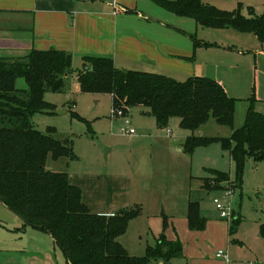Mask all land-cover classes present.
Wrapping results in <instances>:
<instances>
[{
	"label": "rangeland",
	"instance_id": "1",
	"mask_svg": "<svg viewBox=\"0 0 264 264\" xmlns=\"http://www.w3.org/2000/svg\"><path fill=\"white\" fill-rule=\"evenodd\" d=\"M210 4L225 11L239 9L245 16L249 9L257 15L264 13V0H210ZM137 5L136 13L127 15L132 29L138 19L140 24L154 27L165 41L181 47L197 75L219 82L234 99L233 129L244 123L250 106L255 111L264 106V48L254 34L201 27L192 18L176 15L154 0H137ZM81 67L82 58L72 56L71 71L62 90H46L43 98L48 108L31 115L36 130L68 139L72 144L74 160L66 166L64 158H49L46 169H65L94 214L139 209L118 237L131 256H144L147 247H154L162 237L181 248L180 254L165 264H264V160L247 157L238 181L230 154L220 142L197 146L191 153L185 151L182 141L186 134L231 135L232 127L218 124L213 117L192 132L180 128L176 117L164 128H158L143 108L132 107L126 115L136 132L127 134L123 116L113 114L109 94L79 90L75 74ZM25 86L23 78L16 79L17 88ZM166 129L171 133L167 134ZM106 148L109 150L105 158ZM210 170L227 174V181L216 182L213 176L208 182L223 189L200 187V178L209 176ZM215 198L229 219L220 216ZM188 200L199 203L205 217L204 229L188 227ZM220 221L225 226L224 241L218 237L222 229L216 222ZM0 248L25 249L39 258L37 264H66L62 250L47 232L23 225L1 203ZM219 249L227 252V263L215 257ZM161 251L166 253L167 246H162Z\"/></svg>",
	"mask_w": 264,
	"mask_h": 264
},
{
	"label": "trees",
	"instance_id": "2",
	"mask_svg": "<svg viewBox=\"0 0 264 264\" xmlns=\"http://www.w3.org/2000/svg\"><path fill=\"white\" fill-rule=\"evenodd\" d=\"M154 1L176 15L192 18L201 27L252 33L264 47V13L257 15L249 9L245 16L239 9L221 10L208 0ZM71 62V53L53 48L33 49L18 59L0 58V203L23 225L47 232L62 250L66 264H154L160 260L165 264L180 254L178 243L161 237L138 257L129 255L118 241L139 209L94 214L84 204L80 188L69 182L65 169H46L49 158H64L66 166L74 160L72 144L68 139L39 132L30 118L48 108L43 98L46 90H62ZM19 77L25 88L16 87ZM75 78L83 93L109 94L112 109L124 113L132 107L145 109L158 128L176 117L180 128L192 132L213 117L218 124L233 129L234 99L219 82L206 76L192 75L178 81L159 73L118 69L108 56H85ZM215 141L229 152L236 178L241 181L247 157L264 160V114L250 106L244 123L229 137L191 134L185 138L183 149L191 153L195 147ZM210 173L216 182L229 178L218 170ZM209 179H204V188L222 189L218 184L210 185ZM186 218L190 229H204L205 217L197 201L187 203ZM164 245L167 251L163 254Z\"/></svg>",
	"mask_w": 264,
	"mask_h": 264
},
{
	"label": "crops",
	"instance_id": "3",
	"mask_svg": "<svg viewBox=\"0 0 264 264\" xmlns=\"http://www.w3.org/2000/svg\"><path fill=\"white\" fill-rule=\"evenodd\" d=\"M136 7L137 0H0V58L18 59L33 49L53 48L79 56L82 62L85 56H108L118 69L159 73L178 81L197 75L181 47L165 41L154 27L140 24L139 19L135 29L130 27L127 15L135 14ZM257 112L264 114V106ZM211 177L200 178V187ZM68 179L76 184L69 173ZM216 223L224 241V223ZM0 252L3 264H37L39 259L25 249L0 248ZM216 258L228 261V255L227 260Z\"/></svg>",
	"mask_w": 264,
	"mask_h": 264
},
{
	"label": "built area",
	"instance_id": "4",
	"mask_svg": "<svg viewBox=\"0 0 264 264\" xmlns=\"http://www.w3.org/2000/svg\"><path fill=\"white\" fill-rule=\"evenodd\" d=\"M113 114L123 116V123L125 125V130H126L127 134L133 135L136 132L135 129L133 127H131V121H130L128 115H126L127 113H124L121 109L116 108V109H113ZM168 131L169 130L167 129V132ZM214 203L216 205V208L220 211V216L222 218L229 219L228 212L224 209V207L221 205V203H219L218 199L215 198ZM215 256L221 257V258H224L227 260V254L222 249L217 250V252L215 253Z\"/></svg>",
	"mask_w": 264,
	"mask_h": 264
},
{
	"label": "water",
	"instance_id": "5",
	"mask_svg": "<svg viewBox=\"0 0 264 264\" xmlns=\"http://www.w3.org/2000/svg\"><path fill=\"white\" fill-rule=\"evenodd\" d=\"M60 113H64V111L62 112V111H60ZM108 148H106L104 151H103V155H104V157L106 158V156H107V152H108Z\"/></svg>",
	"mask_w": 264,
	"mask_h": 264
}]
</instances>
